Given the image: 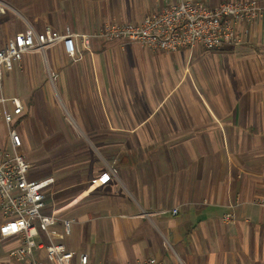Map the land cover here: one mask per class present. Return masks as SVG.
Masks as SVG:
<instances>
[{
	"label": "crops",
	"instance_id": "0c3cea01",
	"mask_svg": "<svg viewBox=\"0 0 264 264\" xmlns=\"http://www.w3.org/2000/svg\"><path fill=\"white\" fill-rule=\"evenodd\" d=\"M255 1L261 13L240 45L167 53L94 36L107 23L141 22L154 0H40L35 25L27 0H7L0 46L28 26L89 36L87 49L76 43L78 61L61 44L45 52L48 79L83 138L69 141L67 175L51 176L44 214L54 234L36 240L63 245L72 264L81 254L87 264H264V0ZM20 62L3 72L5 96L24 109L14 128L33 96L21 94ZM20 131L22 144L30 132ZM0 147L10 154L7 131ZM0 244V264H20L11 252L21 237Z\"/></svg>",
	"mask_w": 264,
	"mask_h": 264
},
{
	"label": "built area",
	"instance_id": "2783aa9c",
	"mask_svg": "<svg viewBox=\"0 0 264 264\" xmlns=\"http://www.w3.org/2000/svg\"><path fill=\"white\" fill-rule=\"evenodd\" d=\"M156 9L144 15L139 23H107L96 35L106 41L127 40L134 45L154 51L177 53L191 51L197 47L219 49L240 45L261 13L255 0H226L216 5L191 0H154ZM3 10L0 8V14ZM87 49L89 36L72 33L69 28L63 34L50 28L38 33L28 27L0 46V119L4 122L12 154L0 147V242L8 238L21 237L19 247L11 252L20 264H72L73 253L61 244L44 245L36 240L39 232L48 231L52 218L44 214L47 192L53 184L51 177L33 179L29 164L17 152L21 148V137L12 126L13 116L21 115L23 105L16 97L6 98L2 89L3 72H10L25 55L45 53L61 44L65 55L73 61L81 58L76 43ZM8 104L11 109H8ZM259 205L264 207V202ZM177 209L172 210V215ZM225 215V221L232 220ZM64 234L70 231L69 221L62 222ZM36 252L44 258H35ZM86 255L78 256V264H87ZM127 264H160L153 260L135 261Z\"/></svg>",
	"mask_w": 264,
	"mask_h": 264
},
{
	"label": "rangeland",
	"instance_id": "374dc122",
	"mask_svg": "<svg viewBox=\"0 0 264 264\" xmlns=\"http://www.w3.org/2000/svg\"><path fill=\"white\" fill-rule=\"evenodd\" d=\"M7 4V0H0V8L3 10L0 14V23L3 22L5 15L10 10ZM26 4L27 10L35 18L30 25H35L36 21H40V0H27ZM31 19L28 18V20ZM24 22L25 25H29L27 20ZM32 55L41 57L42 64L40 65V59L31 60L27 63H23L22 60L18 67L21 94L32 92L33 96L32 100H26L28 109L24 122L21 127L14 128L19 135H21L20 128L23 129L24 133L28 134L30 132V137L23 141L21 148L17 152L23 155L26 162L34 169L33 179L39 180L41 174L43 175L41 179L51 176L55 179L56 175L62 173L67 175L69 141L75 138H83L81 136L83 131L79 129L77 124L75 109L67 108V104L57 92L51 78L49 77L50 79H48L50 71L45 61V53L34 52L26 57H32ZM16 64H14L13 69ZM14 71L15 69L8 75H12ZM40 73L47 80L44 83L47 88L42 89ZM4 76L2 78L3 94L9 97L8 90H12L11 82ZM6 88L8 89L7 91ZM5 130L6 127L0 123V138H3ZM8 152L12 154V149H9ZM49 173L51 174L49 175ZM2 221L3 218L0 213V224Z\"/></svg>",
	"mask_w": 264,
	"mask_h": 264
}]
</instances>
